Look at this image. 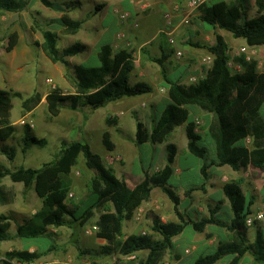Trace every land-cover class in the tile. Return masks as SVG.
<instances>
[{
    "label": "rangeland",
    "instance_id": "1",
    "mask_svg": "<svg viewBox=\"0 0 264 264\" xmlns=\"http://www.w3.org/2000/svg\"><path fill=\"white\" fill-rule=\"evenodd\" d=\"M52 1L76 2L71 8H66L72 18L82 21V27L76 34H70L56 22L63 15L62 11L44 6L41 0H29L28 7L18 12L0 11V89L10 94L7 120L16 127L13 138L4 143L0 142L1 166L12 171L21 166L39 168L57 157L64 141H86L94 152L102 155L105 163L119 178L126 180L128 185L133 187L145 170L154 174L164 168L167 164V145L173 143L177 146L178 158L176 155L172 166L174 169H183V174L173 173L169 183L181 198L180 208L196 221L208 216L210 208L221 205L224 200L229 201L224 193L227 183H241L244 176L248 179L255 177L256 167L235 171L227 166L221 171L224 172L222 177L227 183L211 188L209 179L206 180L200 170L199 164L203 163V159L190 153L187 148V122L175 124L162 143H153L150 139L156 121L170 102L168 83H165L167 87L162 84L164 78L159 71L161 66L148 58L162 55L158 42L162 40L166 47H172V56L165 62L169 79L177 80L183 72V69H179L181 66H187L184 76L187 79H183L185 82L181 81L186 84L191 83V76H197L199 81L212 69L214 55L207 48L198 47L196 44L214 45L216 33L220 28H214L201 19L202 6L192 10L187 7L190 0ZM222 1L230 3L234 0H213L207 4ZM257 10L254 3L249 16L257 15ZM122 13H128L130 17L127 20L122 19ZM44 29H52L58 34L60 50L76 42L86 44L87 50L85 53L68 57L66 65L53 63L41 47ZM220 32L229 44L228 66L232 72H237V58L243 54L256 59L259 62V70L264 71V44L251 46L245 39H236L227 30L220 29ZM14 41L15 44L9 50ZM105 42H111L116 49H131L137 70L131 74L130 83L146 81L155 87V91L123 98L97 109L82 101L76 110L62 109L58 115H52L47 103L48 94L75 93V66L83 63L89 66L99 65L96 52ZM144 68L147 71L142 79L138 75ZM172 68L178 69L172 72ZM189 111L188 120L195 121L201 136L199 144L207 149L208 162L211 163L216 157L215 143L206 123L207 114L211 113L198 105H190ZM262 113L264 115V109ZM139 124L141 137L138 140L136 134ZM2 125L3 116L0 113V127ZM26 126L39 138L46 139L47 144L43 147L32 146L24 151ZM106 133L110 148L104 143ZM244 144L250 146L251 138L245 139ZM2 145L14 148V158L11 159L1 152ZM118 156L122 159L119 160ZM212 166L207 169L208 173H211ZM70 176L73 185L67 202L71 210L69 224L73 227L52 226L47 234L35 239L19 237L17 225L40 210L44 199L34 188L28 189L23 183L14 182L10 176L2 180L0 185L3 186L8 200L4 203L0 201V213L13 216L14 220L10 229L11 238L0 240V257L3 258L6 252L14 249H29L38 251L40 257L25 264H138L146 257L147 251L124 256L113 248L111 254L103 253L101 247L109 245L108 241L97 235L101 230L99 220L103 209L95 211L94 216L83 227L79 226L73 216L80 206V201L88 197L93 177V172L82 154L72 167ZM190 188L195 189L186 196ZM108 209L112 210V207L109 206ZM226 211V216L222 218L224 220L230 218ZM151 212L158 215L164 223L178 221L174 203L160 188H154L148 200L134 213L128 214L118 238L125 239L131 234L153 233L149 216ZM263 217L262 212L254 211L250 216V241L255 239L258 220ZM186 231L191 235L187 233L188 235L175 237L173 249L166 253L160 264H194L200 256L212 253L220 240L229 239L231 236L229 230L218 226H208L203 233H194L193 227L188 226ZM155 238H160V235L155 234ZM214 238L216 239L211 242ZM80 248L85 253H82ZM244 257L240 264H259L254 259L246 260ZM230 260L231 256H228L217 264H227Z\"/></svg>",
    "mask_w": 264,
    "mask_h": 264
},
{
    "label": "trees",
    "instance_id": "2",
    "mask_svg": "<svg viewBox=\"0 0 264 264\" xmlns=\"http://www.w3.org/2000/svg\"><path fill=\"white\" fill-rule=\"evenodd\" d=\"M44 6L62 11L63 15L56 20L70 34H76L82 27V21L72 18L66 8H71L76 2L59 3L52 0H41ZM256 4L258 10L254 17L249 12ZM29 0H0V11L18 12L28 7ZM201 19L212 25L232 33L235 38L245 39L249 45L264 44V0H234L215 4H204L201 7ZM42 50L53 63L68 64V57H73L87 50V45L76 42L63 50L58 47V34L52 29L42 31ZM214 45L196 44L207 48L214 55L211 71L196 83H182L171 80L165 62L169 55L162 51L160 57L149 56L151 61L161 66V73L168 83L170 102L166 105L161 117L156 121L150 139L153 143L166 140L169 131L175 124H186L188 150L193 155L203 159L201 173L209 179V169L215 166H230L235 171L247 169L250 166L264 168V71L259 70V62L247 55L237 58L241 71L232 72L228 66L229 44L224 36L216 33ZM1 41V37H0ZM15 41L8 48L12 49ZM146 52V50H143ZM100 64L75 66V93L62 94L52 92L47 96L49 111L58 115L62 109L76 110L83 101L92 108L105 107L111 102L123 98H131L151 93L153 86L146 81L130 83V76L136 69L134 53L129 48L116 49L111 42H105L98 52ZM190 105H198L212 114L209 132L216 144L218 162H208L207 149L199 144L201 139L195 121L188 120ZM10 108V94L0 89V113L3 125L0 127V142H6L14 137L16 127L8 123L7 116ZM137 139L141 137V124L138 125ZM251 138L250 146L244 140ZM24 151L32 146H45L46 139L36 136L29 126H26L23 138ZM104 143L111 147L108 133ZM177 146L167 145V164L154 174L144 171L137 183L131 187L126 180L119 178L109 167L101 154L94 152L86 141L62 143L60 153L52 161L39 168L21 166L12 171L0 165V184L10 176L14 182L23 183L28 189L34 188L44 199L43 206L32 217L17 225V235L23 239H35L47 234L50 227L70 225V207L67 202L72 189V167L82 154L87 165L93 172L89 185L88 197L80 201V206L73 213L80 227L94 216L95 211L103 209L99 225L101 230L98 237L108 241L109 245L102 246L105 254L117 250L121 255L130 256L136 252L147 251L145 258L138 264H160L167 252L174 247L175 237L181 235L186 227L192 226L197 233H203L208 226H218L230 231L229 239L219 241L217 248L209 254L200 256L194 264H217L220 260L231 256L227 264H240L242 258L250 254L254 261L264 264V232L257 229L255 239L249 240L250 226L247 224L253 214V197L247 198L240 183L232 181L224 186V193L229 199L232 216L222 219L218 214L220 204L210 208L208 216L193 220L184 210L180 209L181 198L170 186L174 173L172 164L177 155ZM1 152L9 158H14V148L2 145ZM154 188H160L174 203L178 221L164 223L155 213H149L152 220L153 233L131 234L125 239H119L122 227L128 214L134 213L148 200ZM195 188L186 192L189 196ZM8 198L0 185V201ZM111 206V209L108 207ZM13 216L0 213V240L11 238L10 229ZM78 228V227H77ZM159 234L160 238H155ZM82 253H85L80 248ZM40 257L38 251L29 249H14L0 257V264H25ZM179 257V256H177ZM115 264H123L116 262Z\"/></svg>",
    "mask_w": 264,
    "mask_h": 264
},
{
    "label": "crops",
    "instance_id": "3",
    "mask_svg": "<svg viewBox=\"0 0 264 264\" xmlns=\"http://www.w3.org/2000/svg\"><path fill=\"white\" fill-rule=\"evenodd\" d=\"M217 33H220L221 35H223L222 34V32H220V29L217 31ZM224 36V35H223ZM225 38V37H224ZM236 39H241V38H236ZM225 40H226V38H225ZM168 41V40H167ZM227 41V40H226ZM168 43H169V41H168ZM145 44H147V43H145ZM171 48L172 47H166L164 44H163V42H162V40H160L159 42H158V49H159V51H161V53H162V51H163V49H164V52L166 53V54H168L169 55V57H168V59H167V61L169 60V58H171L170 56H172V55H170V51H171ZM100 49V48H99ZM98 52H99V50L96 52V55L98 56ZM85 53V52H84ZM94 56V55H93ZM92 56V57H93ZM84 64V63H83ZM100 64V63H99ZM85 65V64H84ZM98 66V65H97ZM145 66L147 67V65L145 64ZM165 66H166V68H167V63H165ZM187 66H181L179 69H183V72L176 78L177 80H179V81H182V82H185V81H183V79H187V78H184V76L186 75L185 73V68H186ZM178 68H172V72H174V71H176ZM136 70H137V66H136ZM145 71H147V69L146 68H144L143 69V71L142 72H140V74L138 75L140 78H145ZM159 71H161V70H159ZM171 72V73H172ZM182 79V80H181ZM166 81L164 80H162V84L164 85V86H166ZM155 86V85H154ZM167 87V86H166ZM155 89V87H153V90ZM155 91V90H154ZM169 99V98H168ZM211 120H212V115L211 114H207V118H206V123H207V125H209L210 126V123H211ZM197 131H198V129H197ZM199 133V132H198ZM214 143H215V141H214ZM188 144V143H187ZM215 146V154H216V144L214 145ZM188 148V147H187ZM179 154V153H178ZM177 158H178V155H177ZM213 162H218V160H217V156L213 159ZM199 166H200V170H201V168H202V166H203V163L202 164H199ZM227 167V165L226 166H222V167H217V166H212V168H211V173H209V181H208V184L211 186V188H216V187H218L219 185H224L225 183H227L226 181H225V179L222 177V175H223V173L224 172H221V171H223L224 170V168H226ZM252 166H250L248 169H250ZM174 174H183V169H181V168H178V169H174ZM173 174V175H174ZM172 175V176H173ZM172 178V177H171ZM240 185H241V187H242V189H243V191H244V193L246 194V196H247V198H251V197H253V199H254V203H253V205H252V211H254V213H256V212H262L263 214H264V168H258V167H256V175H255V177L254 178H247L246 176H244L243 178H242V181H241V183H240ZM223 187V186H222ZM246 188V189H245ZM222 189V188H221ZM223 199V198H222ZM218 205V204H217ZM221 207H220V209L218 210V212H217V214L221 217V218H224L226 215H225V210H227L226 212H228V213H226V214H228V216H232V211H231V206H230V202L229 201H227V200H224L223 201V203L220 205ZM181 209V208H180ZM182 210V209H181ZM191 226V225H190ZM192 227V226H191ZM186 228H188V227H186ZM257 229H261L263 232H264V217L263 218H261L260 220H258V226H257ZM189 234V236L191 235L190 234V232H188V231H186V229L184 230V232L181 234V236H183V235H188ZM194 233H196V231L194 230ZM195 235H197V234H195ZM188 236V237H189ZM216 238H214L211 242H213L214 240H215ZM197 241H200V239L198 240V239H196ZM254 240V239H253ZM174 245H175V240H174ZM246 257V260H249V259H253V257L252 256H249V255H246L245 256ZM244 257V258H245ZM251 261V260H250ZM249 261V262H250Z\"/></svg>",
    "mask_w": 264,
    "mask_h": 264
},
{
    "label": "built area",
    "instance_id": "4",
    "mask_svg": "<svg viewBox=\"0 0 264 264\" xmlns=\"http://www.w3.org/2000/svg\"><path fill=\"white\" fill-rule=\"evenodd\" d=\"M213 0H190L188 3H187V7L194 10V9H198L199 7H201L202 5L204 4H207L209 2H211ZM130 17V15L128 13H122L121 14V18L122 19H128ZM215 44V42H214ZM180 54V53H179ZM247 59H250L249 56H247ZM241 65L238 64V70L237 72L241 71ZM190 81L191 83H196L198 81V77L197 76H191L190 77ZM250 140V138H248ZM118 159L121 160L122 157L121 156H118ZM259 217H261V215H259ZM247 224L250 226L252 225V219L249 217L248 221H247ZM91 229L88 230L87 232L90 233Z\"/></svg>",
    "mask_w": 264,
    "mask_h": 264
}]
</instances>
